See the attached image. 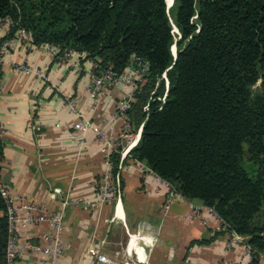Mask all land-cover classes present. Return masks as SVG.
Masks as SVG:
<instances>
[{"label":"trees","instance_id":"trees-1","mask_svg":"<svg viewBox=\"0 0 264 264\" xmlns=\"http://www.w3.org/2000/svg\"><path fill=\"white\" fill-rule=\"evenodd\" d=\"M7 35L148 74L127 111L140 138L128 158L212 209L264 255V0H0ZM177 29V32L175 31ZM176 47L175 58L173 48ZM121 147L111 156L120 171ZM5 158L0 143L1 162ZM125 163V162H124ZM123 163V164H124ZM9 223L0 190V264Z\"/></svg>","mask_w":264,"mask_h":264},{"label":"crops","instance_id":"crops-1","mask_svg":"<svg viewBox=\"0 0 264 264\" xmlns=\"http://www.w3.org/2000/svg\"><path fill=\"white\" fill-rule=\"evenodd\" d=\"M6 24L0 21V40ZM2 50L0 124L7 134L1 182L14 202L37 205L42 216L61 214L59 264H93V239L106 240L104 252L129 264H249L235 233L212 209L183 196L167 207L163 180L128 158L138 139L123 136L124 121L116 117L118 103L132 94L127 83L93 95V66L85 56L61 63L46 46L16 35ZM86 123L85 130L75 128ZM97 129L114 141L112 154L121 147L120 193L110 201L101 195L107 167ZM48 230L47 223L25 228L20 264H42L46 255L37 248Z\"/></svg>","mask_w":264,"mask_h":264},{"label":"built area","instance_id":"built-area-1","mask_svg":"<svg viewBox=\"0 0 264 264\" xmlns=\"http://www.w3.org/2000/svg\"><path fill=\"white\" fill-rule=\"evenodd\" d=\"M10 25L12 22L10 20H6ZM7 23V24H8ZM16 38L21 40L26 38L31 43V35L25 30H19L16 34ZM48 48L49 52L52 54L55 60L61 63H69L70 58L73 56L81 57L86 56L80 54L76 51L69 50L63 54H61L60 49L51 45H44ZM3 50H0V74L1 67L3 65ZM90 64L93 66V72L90 76L91 79V88L93 95H101L104 92H107L111 87L120 84L127 83L132 90V94L129 98L122 99L117 106L116 117L121 118L124 121L123 127V136L130 137L132 139H139L140 132H133L130 120L127 116V111L130 108L132 102H134V94L137 91L140 84L144 82L145 76L148 74V64L142 58L135 57L134 65L131 70L125 71L123 74L118 75L111 68H101L98 62L93 60H89ZM135 69V73L133 70ZM24 72H29L28 69H22ZM73 105V104H72ZM89 127V124L86 123L84 126L79 124L76 125V129H83ZM98 139L104 144L105 151V159H106V167L107 170L102 179V189L101 195L103 201H110L112 198L119 196L120 193V171L118 174L114 175L112 172V163L111 156L112 151L115 147V143L112 138L105 133L101 129L96 130ZM7 134V130L0 124V143L3 144V140L5 135ZM75 138V136H72ZM5 158L1 162H4ZM120 170H121V162H120ZM149 171H151L148 168ZM152 172V171H151ZM157 176V175H156ZM158 177V176H157ZM159 178V177H158ZM162 180V179H161ZM166 187L169 191L168 198V206L172 203L174 197L181 196L173 186L164 181ZM0 190L2 196L5 198L7 202V218L9 223L8 229V240L6 246V264H20V258L23 254L22 247L20 245V241L23 237L25 228L29 225H36L41 223H47L49 226V230L46 231L42 235L43 246L41 248H37L38 250H42L46 255V259L42 262V264H59V260L63 255L64 248L62 244V231H63V218L61 214H52L50 216H42L41 208L37 205L31 203H22L18 204L14 202L8 192L7 186L1 182ZM22 212V214H21ZM214 212V211H213ZM215 213V212H214ZM233 240L242 245L245 250V258L249 260V264L252 261L251 248L247 243V238L235 234ZM107 245L106 240L98 241L96 239L92 240V246L90 248V254L93 257V264H129L127 262H121L117 257H111L107 253L104 252V248ZM36 249V248H32Z\"/></svg>","mask_w":264,"mask_h":264},{"label":"water","instance_id":"water-1","mask_svg":"<svg viewBox=\"0 0 264 264\" xmlns=\"http://www.w3.org/2000/svg\"><path fill=\"white\" fill-rule=\"evenodd\" d=\"M175 31L177 32V29L175 28ZM173 53H174V56L175 58L177 57V53H176V47L173 48Z\"/></svg>","mask_w":264,"mask_h":264},{"label":"rangeland","instance_id":"rangeland-1","mask_svg":"<svg viewBox=\"0 0 264 264\" xmlns=\"http://www.w3.org/2000/svg\"><path fill=\"white\" fill-rule=\"evenodd\" d=\"M3 21H6V20H3ZM6 23H8V22L6 21ZM6 26L9 28L10 27V24L8 23V24H6Z\"/></svg>","mask_w":264,"mask_h":264}]
</instances>
